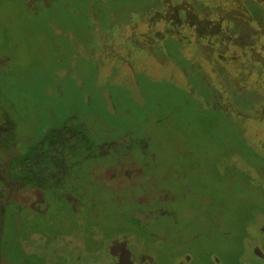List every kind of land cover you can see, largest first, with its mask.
<instances>
[{"label":"flooded vegetation","instance_id":"1","mask_svg":"<svg viewBox=\"0 0 264 264\" xmlns=\"http://www.w3.org/2000/svg\"><path fill=\"white\" fill-rule=\"evenodd\" d=\"M7 2L14 21L22 22L27 30L41 17L44 23L62 28L67 14L70 18L76 12L85 14L83 23L77 21V31L79 35L87 32L91 52L122 65L130 58L144 61L145 57L160 67L170 65L185 85L180 91L194 105L197 121L211 117L218 123L225 119L256 122L258 126L249 133L264 140V0ZM41 34L46 35V30ZM48 34V42L56 41L53 32ZM57 46L62 54L67 49L62 43ZM11 54L0 52V199L9 206L0 208V264H264V214L260 225L243 226L234 241L227 232L216 236L227 217L220 208L217 212L213 208L217 221L209 222L210 229L196 231L194 222L169 216L180 211L173 198L157 211L146 203L137 205L127 192L141 170L129 156L118 157L122 145L129 149L125 142L113 147L114 160L96 176L105 194L94 199L82 186L80 197L74 196L78 193L71 191L75 182L66 178L68 168L58 158L64 154L60 153L61 141L96 130L86 116L75 114L65 124L52 125V116L45 115L44 142L27 146L28 137H24L17 145L15 140L22 132L11 102L15 95ZM55 62L60 70L67 66ZM169 78L163 85L174 87ZM8 107L13 111L5 110ZM21 149L27 155L23 164ZM137 150L140 154L135 155L143 159L146 150ZM24 181H36L38 187L23 185ZM263 198L264 191L259 193V199ZM21 223L27 228L23 236H29L26 248L37 252L17 249L16 243L25 240L18 234Z\"/></svg>","mask_w":264,"mask_h":264},{"label":"rangeland","instance_id":"2","mask_svg":"<svg viewBox=\"0 0 264 264\" xmlns=\"http://www.w3.org/2000/svg\"><path fill=\"white\" fill-rule=\"evenodd\" d=\"M6 3L7 0H0V52L12 53L11 66L16 74L12 75L15 95L11 102L20 118L22 134L15 143L22 144L24 137H28L27 146L44 142L45 115L52 116V125L65 124L75 114L86 116L96 130L92 135H71L61 141L60 153L64 154H58V158L68 168L66 178L75 182L71 191L78 193L74 196L80 197L82 186L94 199L105 194V186H100L96 176L114 160L113 147L125 142L129 149L124 150L122 145L118 157L129 156L141 170L132 190L127 192L132 200L136 199L135 203L138 201L137 205L146 203L150 210L157 211L173 198L180 211L169 216L194 222L192 228L196 231L210 229V224L217 221L213 215L220 208L227 217L216 236L233 230L229 221L232 219L235 224L240 216L250 220L246 225H260L264 214V198L259 199V193L264 191V140L249 133L258 123L229 119L218 123L211 117L199 122L194 116V105L180 91L185 89L180 75L170 65L160 67L148 57L144 61L130 58L123 65L106 61L99 53L91 52L87 32L79 35L77 31V21L83 23L85 14L76 12L70 18L65 11L67 19L62 28L44 23L41 17L34 30L28 31L22 22L14 21V11ZM54 29L63 32L58 35ZM44 30L47 36L53 32L56 41L48 42V37L41 34ZM58 43L67 47L63 54ZM69 49L71 52L67 53ZM55 59L60 66L67 64L64 70L57 68ZM139 65L142 69L138 71ZM167 78L175 88L163 85ZM12 107L5 110L12 112ZM105 122L107 126L103 127ZM249 147L252 152L241 151ZM137 149L146 150L143 159L135 155L140 154ZM21 151L23 164L27 155ZM31 183L38 187L36 181L22 182ZM1 200L0 208L9 209ZM22 226L23 223L18 234L25 240L24 244L16 243L17 249L20 246L25 252H37L26 248L29 236H23L27 228ZM34 226L43 230L36 222Z\"/></svg>","mask_w":264,"mask_h":264},{"label":"trees","instance_id":"3","mask_svg":"<svg viewBox=\"0 0 264 264\" xmlns=\"http://www.w3.org/2000/svg\"><path fill=\"white\" fill-rule=\"evenodd\" d=\"M247 216H240V218H238L237 220V223H233V220L230 219L229 221V226L232 228L233 227V230L231 231H228L227 234L229 235V238L231 240H234L236 241L239 237V234L241 233L239 230L246 225V222H250V220L248 218H246ZM230 229V228H229ZM218 237L220 235H217Z\"/></svg>","mask_w":264,"mask_h":264},{"label":"water","instance_id":"4","mask_svg":"<svg viewBox=\"0 0 264 264\" xmlns=\"http://www.w3.org/2000/svg\"><path fill=\"white\" fill-rule=\"evenodd\" d=\"M262 257H263V255H262Z\"/></svg>","mask_w":264,"mask_h":264}]
</instances>
